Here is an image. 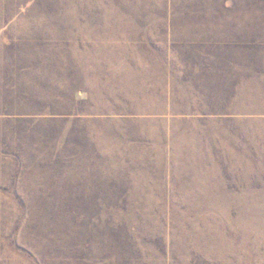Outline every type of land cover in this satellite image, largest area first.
Wrapping results in <instances>:
<instances>
[{
  "label": "rangeland",
  "instance_id": "1",
  "mask_svg": "<svg viewBox=\"0 0 264 264\" xmlns=\"http://www.w3.org/2000/svg\"><path fill=\"white\" fill-rule=\"evenodd\" d=\"M0 264H264V0H0Z\"/></svg>",
  "mask_w": 264,
  "mask_h": 264
}]
</instances>
